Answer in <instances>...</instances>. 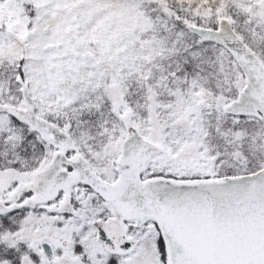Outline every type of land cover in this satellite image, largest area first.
I'll use <instances>...</instances> for the list:
<instances>
[{"label": "snow or ice", "instance_id": "obj_1", "mask_svg": "<svg viewBox=\"0 0 264 264\" xmlns=\"http://www.w3.org/2000/svg\"><path fill=\"white\" fill-rule=\"evenodd\" d=\"M0 264H264V0H0Z\"/></svg>", "mask_w": 264, "mask_h": 264}]
</instances>
